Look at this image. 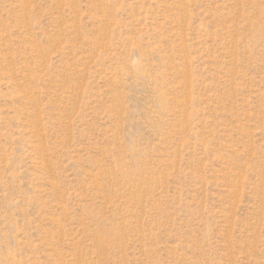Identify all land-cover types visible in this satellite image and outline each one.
I'll use <instances>...</instances> for the list:
<instances>
[{"label": "rangeland", "instance_id": "374dc122", "mask_svg": "<svg viewBox=\"0 0 264 264\" xmlns=\"http://www.w3.org/2000/svg\"><path fill=\"white\" fill-rule=\"evenodd\" d=\"M0 264H264V0H0Z\"/></svg>", "mask_w": 264, "mask_h": 264}]
</instances>
